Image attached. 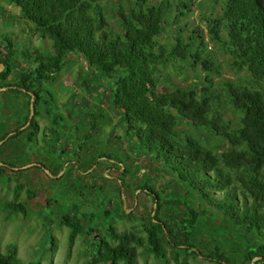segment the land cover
<instances>
[{
    "label": "trees",
    "instance_id": "16d2710c",
    "mask_svg": "<svg viewBox=\"0 0 264 264\" xmlns=\"http://www.w3.org/2000/svg\"><path fill=\"white\" fill-rule=\"evenodd\" d=\"M5 1L53 41V50L28 54L32 68L16 74L11 90L29 97L28 112L29 92L36 95L37 114L43 83L75 53L89 70L114 83L112 104L133 140L132 149L147 157L149 168L175 182L171 188L168 182L157 186L155 176L140 180L135 190L155 194L157 201L155 213L147 216L127 213L119 193L115 213L122 222H133L123 231L109 211L102 213L107 219L103 230L101 224L86 228L83 216L88 214L64 217L70 247L78 237L93 247L85 252V264H139L140 257H153L158 264H264V0H223L222 13L202 21L208 33L193 25L187 37L181 23L200 0H114L111 9L107 0ZM173 24L179 29L165 43L161 38ZM209 41L219 44L232 76L225 75L217 55L206 52ZM6 43L5 57L0 49V63L6 66L1 80L12 76L17 60L13 41ZM186 67L195 73L188 86L164 84L170 72ZM35 123L36 115L31 126L37 130ZM36 130L29 132L30 140ZM203 130L222 143L210 146L211 137ZM7 135H0V141ZM119 159L113 165L131 173V156ZM124 181L126 193L131 183L123 180L121 186ZM18 184L15 200L0 205L9 214L27 210L19 192L32 187ZM34 191L29 190L30 197ZM0 264L34 263L20 259L12 245L7 252L0 246Z\"/></svg>",
    "mask_w": 264,
    "mask_h": 264
},
{
    "label": "rangeland",
    "instance_id": "374dc122",
    "mask_svg": "<svg viewBox=\"0 0 264 264\" xmlns=\"http://www.w3.org/2000/svg\"><path fill=\"white\" fill-rule=\"evenodd\" d=\"M113 1L107 0L110 9ZM123 5L127 8L128 1ZM222 6L223 0H200L181 23L184 37L188 36V28L193 25H201L208 33L206 23L202 21L220 15ZM19 19L23 20L19 8L0 0L1 56L7 55L5 44L11 39L17 59L12 63L15 68L12 76L0 79V135L8 134L0 141V205L15 200L18 182L30 184L32 188L26 185L19 192L20 201L27 205L25 212L9 214L0 207V246L3 252H7L10 246L15 245L19 258L34 264H85L88 259L85 252H91L93 247L82 237H78L70 247L71 229L62 224L64 217L80 218L88 214L83 216L86 228H97L101 224L103 230L107 219L102 213L109 211L111 220L117 222V229L123 231L133 223L128 218L122 222L113 208L118 194L126 188L125 181L123 186L120 185L123 180L131 183L124 195L129 214L135 216L153 214L155 209V194L152 196L142 189L135 190L145 175L158 178L157 186L175 182L172 176L164 175L163 178L158 170L149 168L147 157L139 156L132 149L133 140L125 134L117 108L112 104L114 83L96 75L95 69L89 70L83 58L75 53H70L63 68L43 83L37 114L29 124V97L11 89L17 83L18 71L32 68L27 55L37 50H53V41L37 33L31 22L23 20L22 23ZM111 20L115 25L116 19ZM168 28L169 33L161 38L165 43L169 34L171 37L176 34L179 25L173 24ZM209 42L206 52L217 55L225 75L232 76L233 73L227 71V57L221 54L219 44ZM180 72L174 69L164 84L169 87L174 84L188 86L195 79L190 67ZM35 115L37 130L31 126ZM32 130L37 132L30 140L29 132ZM21 131L25 132L12 137ZM187 131L191 132V129ZM191 133L196 134V131ZM203 133L211 137L210 146L222 143L209 131L203 130ZM127 155L135 165L126 175L123 173L124 165L113 163L120 160L119 157L126 161ZM32 161L41 162L51 169L47 174L43 169L32 166ZM136 165L141 166L139 171H136ZM4 166L7 169H3ZM10 178L12 181L7 182ZM29 190L36 191L33 197H30ZM93 235L98 237L100 234L95 230ZM53 238L56 239L54 249ZM192 263L195 264L194 261ZM139 264L158 263L153 257L147 261L140 257Z\"/></svg>",
    "mask_w": 264,
    "mask_h": 264
},
{
    "label": "water",
    "instance_id": "95a60500",
    "mask_svg": "<svg viewBox=\"0 0 264 264\" xmlns=\"http://www.w3.org/2000/svg\"><path fill=\"white\" fill-rule=\"evenodd\" d=\"M5 64L4 63H0V72L4 69ZM31 94V103H30V115H29V124L35 114V97L36 95L34 94V92H29ZM26 168V167H25ZM47 173L49 172V170H46ZM123 201H124V208L126 209L127 213H129V209L126 207V202H125V195H124V190H123ZM157 206V201L155 203V208ZM155 212H153L154 214ZM255 259H258V257H256Z\"/></svg>",
    "mask_w": 264,
    "mask_h": 264
},
{
    "label": "flooded vegetation",
    "instance_id": "af4514ba",
    "mask_svg": "<svg viewBox=\"0 0 264 264\" xmlns=\"http://www.w3.org/2000/svg\"><path fill=\"white\" fill-rule=\"evenodd\" d=\"M56 164H54V166H55ZM64 165V164H63ZM32 166H35V167H37V168H41V169H43V171L45 172V173H47V171L46 170H48V169H51V168H48V166L47 165H44V164H42L41 162H35V161H32ZM56 167V166H55ZM48 174V173H47Z\"/></svg>",
    "mask_w": 264,
    "mask_h": 264
}]
</instances>
